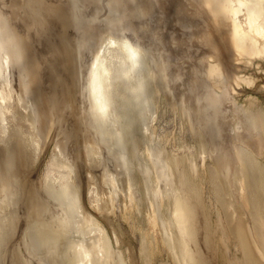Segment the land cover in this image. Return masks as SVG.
Here are the masks:
<instances>
[{
    "label": "bare ground",
    "instance_id": "6f19581e",
    "mask_svg": "<svg viewBox=\"0 0 264 264\" xmlns=\"http://www.w3.org/2000/svg\"><path fill=\"white\" fill-rule=\"evenodd\" d=\"M55 1L0 0V264H131L119 204L141 264H264V108L227 82L264 59V0Z\"/></svg>",
    "mask_w": 264,
    "mask_h": 264
},
{
    "label": "rangeland",
    "instance_id": "374dc122",
    "mask_svg": "<svg viewBox=\"0 0 264 264\" xmlns=\"http://www.w3.org/2000/svg\"><path fill=\"white\" fill-rule=\"evenodd\" d=\"M234 57L235 56L230 55V60L228 63L230 66V69L228 72L230 74L227 78L229 88L231 90L234 89V91L236 90L235 91L236 93L234 91L232 92L230 90V92L232 94L234 93L233 94L234 99L239 104L245 105L249 102H254L255 104L257 103L258 105H260L264 108V59L263 58H257L256 61L254 60L250 64V62H244L243 60H241L242 63L241 62L237 63L238 59L235 57V59H236L235 60ZM234 61H236V62H234ZM238 61H240V60H238ZM238 69L240 71H238ZM236 75L237 76L241 75V77L245 76L244 78H246V77H249L250 79L252 78L251 86H250V84H248L249 82L246 83L245 81H243L241 79H240L241 83H239L240 80H238L237 81L238 85H237L236 80L234 79V77ZM243 82H245V83H243ZM239 84H240V86H239ZM232 85H233V88H232ZM246 98H248V99H246ZM166 114L167 113H164V116L161 117L162 118L161 121L159 119L156 123L157 127L160 128L159 132H161L162 130L163 131H165V130L172 131V129H174L172 132L177 134V136L175 138L176 140L173 141L172 137H169L168 138V140H169L168 145H170V147H172L174 149L175 153L180 155V156L193 155L196 152L195 140H193V138L191 137V135L189 134L187 129H183L182 131L180 130V128H182L183 124H180V122L178 120L174 121L171 114H169V113L167 115ZM46 147L47 148H45V147L43 148L38 160L35 162L36 164H34L35 166H33V169L38 176L41 174V170H43L44 163H42V162L46 160L48 152H49L48 144L46 145ZM208 156H210V155H207L205 157V159H206V161L209 162V160H211V157L209 158ZM36 170H39V171H36ZM205 176L207 177V175H205ZM206 180H207V182H206ZM206 180L203 184V189H204V192L206 194L205 195L206 203L208 206H210V209L212 211V215H213L211 217V218H213L212 222L214 220V223H215L217 216L219 214V211H218L216 203L213 204L215 199H214V196L212 193L211 183L209 182L208 179H206ZM211 201H212V203H211ZM116 211H117V212H115V214L117 213L116 215L111 214V213L106 214L107 216H105V217H104V215H97V214L96 215L105 224V227H107V230L110 232V234H113L112 229L114 227H116V229L119 232V233L118 232L117 233L119 234L120 239H121V247H123L124 249L126 247V250H127V248H129L130 252L128 250H127V252L129 254V257H130V263L131 264H141V261L139 259V248H140V239H141L142 227L138 226V223L136 221H134L132 218L123 216L122 208H120V204H119V207L117 208ZM123 218L126 219V221ZM113 224H115L114 227H113ZM234 240H235V238L231 235L230 237L227 238V241H226L227 244L226 245L229 246V244H230L232 248L230 246H229V248H230L231 252L233 253V256L236 257L239 255L236 258H240V252L237 249L236 240L235 241ZM223 247L224 246L220 247L219 249H222ZM234 252H236V253H234Z\"/></svg>",
    "mask_w": 264,
    "mask_h": 264
},
{
    "label": "water",
    "instance_id": "95a60500",
    "mask_svg": "<svg viewBox=\"0 0 264 264\" xmlns=\"http://www.w3.org/2000/svg\"><path fill=\"white\" fill-rule=\"evenodd\" d=\"M56 5L58 6L59 9L65 10L66 14H70L71 13V8L69 7V3L67 2V0H60V1H55ZM71 18L72 16H70V18H64L65 21H63L65 23V25H70V27H73L74 25L72 24L73 22H71ZM133 24H135L134 20L132 19H128V22H126L127 26L136 28V26H132ZM59 35V34H58ZM74 37H78L77 32H74ZM64 41V40H62Z\"/></svg>",
    "mask_w": 264,
    "mask_h": 264
}]
</instances>
